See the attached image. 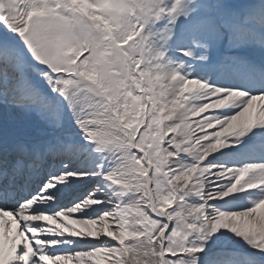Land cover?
Segmentation results:
<instances>
[{
    "label": "snow or ice",
    "instance_id": "1",
    "mask_svg": "<svg viewBox=\"0 0 264 264\" xmlns=\"http://www.w3.org/2000/svg\"><path fill=\"white\" fill-rule=\"evenodd\" d=\"M0 264H264V0H0Z\"/></svg>",
    "mask_w": 264,
    "mask_h": 264
}]
</instances>
